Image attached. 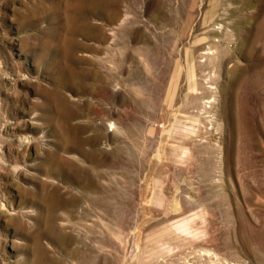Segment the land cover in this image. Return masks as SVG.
I'll return each instance as SVG.
<instances>
[{"label":"rangeland","instance_id":"374dc122","mask_svg":"<svg viewBox=\"0 0 264 264\" xmlns=\"http://www.w3.org/2000/svg\"><path fill=\"white\" fill-rule=\"evenodd\" d=\"M73 4L0 0V264H264V0Z\"/></svg>","mask_w":264,"mask_h":264},{"label":"bare ground","instance_id":"6f19581e","mask_svg":"<svg viewBox=\"0 0 264 264\" xmlns=\"http://www.w3.org/2000/svg\"><path fill=\"white\" fill-rule=\"evenodd\" d=\"M107 2V0H74V4H73V10H74V13L76 12V14H74L71 19L72 21H79L82 23V26L85 27V30L86 28H88L89 26V23H88V19L90 18V15L94 13V10H93V7L95 4H97L98 2ZM74 22V23H75ZM259 27V26H258ZM262 28L264 29V22L262 23ZM78 34V31L76 29H72L70 32H69V46H68V53H72L74 52V50L76 49V43L74 41L75 39V36ZM211 52V50L209 51ZM192 61V56L189 55L188 57V63ZM189 72L192 70V65H190L189 63ZM104 84V82L102 83ZM105 86V85H104ZM103 88V87H102ZM207 102V101H206ZM61 104V103H60ZM59 104V105H60ZM63 105V104H62ZM64 110V109H63ZM67 116V115H66ZM62 117V116H61ZM68 117V116H67ZM64 118V117H63ZM70 118V117H68ZM88 119V118H87ZM67 121H64V128L65 130H69V126H67ZM86 123V122H85ZM200 124V123H199ZM109 126H111V123H109ZM188 126V125H187ZM195 126H196V123L195 122H190L189 123V126L188 128H191V129H195ZM113 128V127H112ZM78 128H76L77 130ZM79 130V129H78ZM63 131V130H62ZM77 132V131H76ZM26 138V137H25ZM23 142V141H22ZM70 143V142H69ZM60 145V144H59ZM70 145V144H69ZM94 156V155H93ZM92 157V156H91ZM60 158V157H59ZM93 159V158H92ZM91 159V161H93ZM47 161V160H46ZM51 162V161H50ZM99 162V161H98ZM93 163V162H92ZM96 163V162H95ZM97 164V163H96ZM63 165V164H62ZM44 167V166H43ZM92 183V182H91ZM164 190H161L160 192L162 193ZM176 192L178 191L177 189L175 190ZM175 192V193H176ZM176 209V208H175ZM180 211V208L176 209L175 212L179 213ZM174 212V213H175ZM181 213V211H180ZM175 233H171L174 234V238L177 240V243L179 244V246H182V244H187V245H190L191 243V239L192 237H195V235L198 233V227L196 224L194 223H189L188 225H185L181 228H176V230L174 231ZM200 235V234H199ZM162 236V235H161ZM166 237L169 236V234L167 235H164ZM161 240V239H160ZM175 240V241H176ZM150 251V250H149ZM151 252V251H150ZM193 253H197L199 256L201 255H205V254H208L209 252L205 249H202V248H199V249H194L192 251ZM147 258H148V255H147ZM152 259V258H150ZM187 263L186 262V257L184 258V261H183V264ZM188 264V263H187ZM202 264H206V263H202ZM212 264H214V262H212ZM216 264V263H215Z\"/></svg>","mask_w":264,"mask_h":264}]
</instances>
